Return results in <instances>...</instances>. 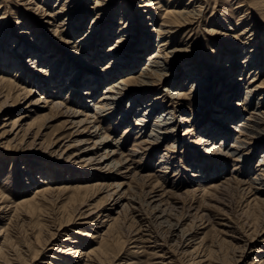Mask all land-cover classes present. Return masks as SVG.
Returning a JSON list of instances; mask_svg holds the SVG:
<instances>
[{"label":"rangeland","instance_id":"1","mask_svg":"<svg viewBox=\"0 0 264 264\" xmlns=\"http://www.w3.org/2000/svg\"><path fill=\"white\" fill-rule=\"evenodd\" d=\"M67 1L0 0V228L10 225L13 252L28 251L17 254L16 264H43L51 254L68 264L60 251L69 246L84 253L97 249L90 264H264V122L257 136L245 139L238 132L241 122L250 126L251 113L264 121V89L246 95L264 83V0H202L168 39L154 31H162L159 24L164 9H172L170 0H157L160 10L139 13L142 0ZM188 1L179 0L178 9ZM58 11L55 27L49 25L46 14ZM120 23L135 30L127 28L120 37ZM242 30L249 32L245 48L237 40ZM89 31V47L79 46L78 39ZM148 40L149 50L143 49ZM165 40L172 55L159 62L170 77L151 79L154 86L145 90L128 83L146 73L145 58ZM24 44L36 54H25ZM234 47L239 54L232 62ZM140 52L144 56L133 63ZM248 52L252 60L245 68ZM257 56L261 62L253 65ZM118 57L125 64L131 60L127 69L109 63ZM88 74L93 78L87 80L98 83L87 87L82 78ZM122 80L128 84L119 94L111 89L117 104L96 113L94 104L103 103L107 86ZM227 82L234 91L222 88ZM176 93L179 99L173 98ZM227 95L237 108L225 120L213 106ZM132 100L137 105L130 111ZM153 100L163 113H171L175 126L156 144L146 136L158 115L142 118L137 111ZM54 103L61 109L55 110ZM63 107L81 113L77 122L89 117L87 125L69 124ZM90 125L99 126L108 143L95 145ZM206 128L225 134L223 151L235 150L237 139L244 142L240 155L246 159L206 155L200 142ZM114 148V162L128 161L120 172L87 163ZM41 186L51 188L52 195L16 206ZM84 215L87 225L79 218ZM36 252L38 260L31 263Z\"/></svg>","mask_w":264,"mask_h":264},{"label":"bare ground","instance_id":"2","mask_svg":"<svg viewBox=\"0 0 264 264\" xmlns=\"http://www.w3.org/2000/svg\"><path fill=\"white\" fill-rule=\"evenodd\" d=\"M27 1V0H26ZM74 1H77V0H74ZM99 0H97V2H98ZM101 1V0H100ZM157 0H142V2H141V4H140V6L138 5L137 6V8H136V11L139 13V12H143V11H147L148 9H150V8H152V7H155V9H159L160 10V8H161V6H160V1L159 2H156ZM202 0H189L188 1V3L185 5L186 7H184L183 9H178L179 7H177V6H179L178 5V3H179V0H170V2H173V4H172V6H171V10L170 9H168V7L167 8H165L164 9V11H163V15H162V17H161V19H162V21H161V23L159 24V27H161L162 28V31L160 30V31H158V30H156L155 29V33H156V35H162V37L163 38H167L168 39V34H170L171 33V31L176 27V26H179L182 22L181 21H183L184 19H187V18H190V16H193L196 12H197V7H196V5L199 3V2H201ZM30 2V3H29ZM29 4L31 5L32 4V0H29ZM70 2V3H69ZM97 2L95 3V7L96 6H98L99 4H97ZM66 3V5H70L71 4V1L70 0H68L67 2H65ZM177 3V4H176ZM202 3V2H201ZM200 3V4H201ZM97 4V5H96ZM132 4V3H131ZM199 5V4H198ZM63 6V8H65V5L63 4L62 5ZM37 7V6H36ZM38 8H40V7H38ZM203 8V7H202ZM41 9V8H40ZM128 9V8H127ZM60 10H61V8H60ZM75 9L73 8V11H74ZM62 11H64V10H62ZM98 12V11H97ZM104 12V11H103ZM58 13H60V11H58V12H55L54 14H46V16L48 17V24L49 25H54V23L53 22H55V18H54V15H57ZM75 12H73V14H74ZM147 13V12H146ZM74 16H72V17H70V20H71V22L73 21V20H75L76 19V17H74ZM97 18L96 19H98V16H96ZM120 25H122L121 26V28H120V37H124L125 35H123L124 34V31L128 28L129 30H135V28L133 27V26H131L130 28H129V25H130V23H120ZM61 26H65L63 23L61 24V25H58V27H61ZM54 27H55V25H54ZM57 27V28H58ZM108 27H111V24L110 25H108ZM90 29H91V27H90ZM110 30V29H109ZM110 31H112V30H110ZM243 31V30H242ZM58 31H57V29H55L54 30V33H57ZM90 33L88 34V35H84L83 37L81 36V38L80 39H78V41H77V44H79V46H82V47H84V48H87V47H89V44L88 43H86V42H89L88 40H89V36H91V34L93 33V31H89ZM129 32V31H128ZM247 33H249L247 30H244L243 32H239V33H237L238 35V44L242 47V48H245V47H247L249 44H250V42H249V40H248V37H245L246 35H247ZM169 38H170V36H169ZM122 39V38H121ZM149 39V38H148ZM108 40V39H107ZM19 42V40H16L15 41V44L16 43H18ZM98 43V42H97ZM160 44H158V49H157V51L155 52V53H152V54H150V55H148L147 56V58H145V60L144 61H146V63H145V66L147 65V67H145L144 66V68H143V71H146V73H144V74H140L135 80H132L133 78H129L128 79V81H126V80H122V81H119L118 82V85L116 86L115 84H111V85H109V86H107V91H105L104 92V94H103V98H101V101L100 102H103V103H100V106H97V105H95L94 104V106H95V112L97 113H99V112H102V113H105L107 110H109L110 108V106L111 105H114V104H117L116 102H117V99H113L112 98V96L114 97V95H112L113 93H111L112 91H111V89H115L116 91H117V93L119 94L120 93V91L121 90H123V88L124 87H126V85L128 84V83H130V82H134V83H136L139 87H144V90L145 89H150V87L151 86H154V83H152L151 82V79H157V81L159 82V81H161L162 80V76H164L165 78H169L170 76H169V74H167V75H165V73H166V71H167V69H165L164 67H162L161 66V63L159 62V60L161 61V60H164V59H166V58H168L170 55H172V53H170V51H168V40H165V41H162V42H159ZM151 43H150V41L148 40L144 45H143V49H146L149 45H150ZM26 44H24L23 46H22V49L23 50H25V54H30V56H31V54L32 55H34V54H36V53H33V52H30V47H27V45L25 46ZM151 47V46H150ZM147 50H149V48H147ZM137 52H139V51H137ZM95 54L96 53H94V54H92L91 55V57L92 58H95V59H92V61L94 60V61H96V58H97V56H95ZM229 54H230V60L233 62V60L234 59H236L237 58V56H238V54H239V48H237V47H234L230 52H229ZM250 55H252L250 52H248L247 53V56L248 57H245L244 59V61H243V64H247L246 66H245V68L246 67H249V62H251V60H252V58L250 59V60H248L251 56ZM255 55V54H254ZM144 55H143V52H140V54H138V59H135L134 61H133V63H135V64H138L139 63V61L141 60V58L143 57ZM257 57H259V58H257ZM256 58H255V60H254V63H252L253 65L256 63L257 65L259 64V62H261V59H260V56H257ZM0 58H1V56H0ZM35 61L32 63V64H37L38 63V61H37V59H38V57H34L33 58ZM109 63L113 66V67H120L121 68V70L123 71V70H125V69H127L128 68V62H130L129 60L127 61V63L125 64V60H122V58H112V59H109ZM236 61V60H235ZM10 62H13L12 63V65L13 66H16L17 65V62H15V60H10ZM162 62V61H161ZM230 62V61H229ZM7 63H9V62H7ZM6 63V64H7ZM53 67H57V64H54V65H52ZM123 66V67H122ZM254 67V66H253ZM229 68V67H228ZM244 68V69H245ZM250 68V67H249ZM41 71H40V73H44L45 71H43V69H40ZM45 70V69H44ZM149 70V71H148ZM79 72V70H75V72ZM148 71V72H147ZM257 71V70H256ZM39 73V72H38ZM230 73H232V72H230ZM230 73H228L229 74V76L231 75ZM233 73H235V72H233ZM77 76V75H76ZM84 77L82 78L83 80V82L85 83V85L88 87V86H90L91 84H97L98 82H97V80H94V79H91V80H87V78L88 77H91V78H93V76L92 75H83ZM131 77V76H130ZM133 77V76H132ZM192 77V76H191ZM233 77V76H232ZM234 79V78H233ZM254 79V78H253ZM193 80V79H192ZM252 81V80H251ZM3 82V80H1L0 81V83H2ZM92 82V83H91ZM128 82V83H127ZM195 82V80L193 81V83ZM253 82V81H252ZM256 82V81H255ZM156 83V82H155ZM118 86H120V87H118ZM94 87V86H93ZM96 87V86H95ZM230 87H233V85H229V83L227 82L226 83V86H223L222 88H226V89H228V90H231V92L232 91H234V88H230ZM262 89H264V83H263V86H258L257 85V87H255L254 89H252V90H250V91H247L246 92V95L248 96V95H250V96H252V94H253V92L255 91V90H262ZM72 92V91H71ZM87 92V91H86ZM165 93H168L169 91H168V89L166 90V91H164ZM85 93V92H84ZM83 93V94H84ZM125 93H126V91H125ZM257 93V92H256ZM106 95H108L107 97H106ZM121 95H123V93H121ZM135 95V94H134ZM171 95V94H170ZM86 96H89V93L88 94H86ZM137 96H140L139 94L137 95ZM180 94L179 93H176L175 95H174V99H179L180 98ZM231 95H227V97L225 98V100L224 101H222V100H218L217 102H218V104H215L214 106H213V108L215 109V111H216V113H218V114H220L221 115V117H224L225 118V120L226 119H228L231 115H233L232 114V111H234V110H236V106H237V104L235 105V104H233V101H234V98H231L230 97ZM232 97H235V96H232ZM112 100H114V101H112ZM110 101H112V102H110ZM219 101H220V103H219ZM139 102V101H138ZM226 102V103H225ZM45 103H47V102H45ZM133 104V105H132ZM136 105H137V103L135 102L134 103V100H132V102H131V104H130V111H132L135 107H136ZM30 106L31 105H29V106H27L28 108H30ZM52 107L53 108H55V110L56 109H61V104H59V103H54L53 105H52ZM62 109H64L65 110V112H64V114H65V116H66V118H67V121H68V123L69 124H76V126L77 127H80V126H82V124H86V123H88L87 121H88V119H89V117H88V119H84V120H79L78 122H77V120L80 118V116H82L81 115V113L80 112H76V111H74L73 109H70V108H67V107H63ZM140 109H141V111H140ZM218 109V110H217ZM112 110H113V108H112ZM128 110H129V108H128ZM138 112L140 111V116H141V114L143 115V116H141L142 118H144V117H146V116H155V115H158L157 116V118H156V120L154 121V123H153V125H152V129H151V132L148 134V136H146L150 141H151V143H153V144H156V143H158L159 141H162L163 139H165L169 134H170V132L173 130V127H175L174 125H173V122H172V119H171V117H168V116H172L171 115V113L170 112H162V109H161V105L160 104H158L157 103V101H150V102H148V103H144L143 104V106H141L140 108H138V110H137ZM137 112V113H138ZM112 114V113H111ZM106 115H109V113H107ZM142 118H137L138 119V122L139 123H141V122H145V121H143L142 120ZM250 126H248V124H245V123H243V122H241L240 124H238L239 125V127L240 128H242L241 130H239L238 132H239V136H244V138L245 139H248L249 137H252V136H257L258 135V131H259V129H260V127H261V125L263 124V119H261V118H259V117H257V115L255 116L253 113H251L250 114ZM96 121H98V119L96 120ZM185 123L187 122V120L184 118V120H183ZM248 122H249V120H248ZM93 123V122H92ZM243 123V124H242ZM90 124H91V122H90ZM87 125V124H86ZM91 126V125H90ZM91 128L94 130L92 133V136H93V138H96V139H98L97 141H96V143H95V145L96 144H98L99 143V145L100 144H106V143H108V140H109V137L108 136H103V135H101L99 132L101 131L100 130V128H99V126H95V125H92L91 126ZM144 130H145V126H144V128H143ZM142 129V130H143ZM236 130V129H235ZM175 131V130H174ZM202 134H205V135H203L201 138H200V142H201V144L204 146L203 147V152L206 154V155H211V154H213V153H215V152H220L224 157H226V158H228V157H232V158H234L235 160V162H238V160L239 159H246V158H244V155H240L241 153H240V150L241 149H243V146L242 145H244V142H242L241 140L239 141L238 139L235 141V143L237 144V146L236 147H234L235 148V150L234 149H228V150H222L223 148H222V143H224L223 142V139L222 138H224V139H227V138H225L224 136H225V134H223L222 133V131L219 129V128H215V129H211V128H209V129H203V131H202ZM91 136V135H90ZM171 136V135H170ZM217 137H219V138H221V144H219L218 146H215V143H214V145H213V140L214 139H216ZM82 144L83 143H86V141H82L81 142ZM119 142H117L116 144H118ZM115 147V146H114ZM95 148L93 147L92 148V152H93V150H94ZM84 150H86L85 148L84 149H81L80 151H83L82 153H81V155L79 156V157H81V158H84V156L82 155V154H87L86 152L87 151H84ZM132 153H134V152H132ZM117 153H116V150H115V148L113 149V150H110V151H106L105 152V154L104 155H99V157L98 158H96V159H92V157L91 158H87L86 160L88 161H86L87 163H89V164H92V162L93 161H96V168H102V166H104L106 169L107 168H111V169H113V168H116V171H119L120 172V167L123 165V163L125 164V163H127L128 161H127V159H125V160H121L122 162H114V156L116 155ZM74 155H76V154H74ZM77 155H78V153H77ZM249 156V155H248ZM247 156V157H248ZM165 158V157H164ZM167 158V157H166ZM81 161V160H80ZM85 162V163H86ZM246 162H248V159H247V161ZM260 165L261 166H263L264 167V159L263 160H261L260 161ZM129 168V167H128ZM100 170V169H99ZM235 170V169H234ZM109 171V170H108ZM128 171V170H127ZM130 171H131V169H130ZM122 173V172H121ZM120 173V174H121ZM261 179V178H260ZM259 179V180H260ZM256 178L254 179V181H253V183H256V184H259V183H257L256 182ZM260 182V181H259ZM261 182H262V180H261ZM260 182V183H261ZM252 183V184H253ZM262 184V183H261ZM223 186V185H222ZM259 186H260V184H259ZM118 187H121V185H119ZM254 187V186H253ZM217 188H219V187H217ZM259 187H257V189L256 188H254L253 189V191H254V194H256L255 193V191L256 192H258L259 191ZM53 190L51 189V188H46V187H43V186H41V187H38V188H36L34 191H33V194H32V197L30 198V199H26V200H23V201H21L18 205H16V206H22V205H31L30 203H32V202H35L36 200H38V199H41V198H45L47 195H49V194H51V192H52ZM52 195V194H51ZM50 197V196H49ZM256 197V196H255ZM47 200V199H46ZM149 203H150V201H149ZM79 218H82L81 220H84V222L82 223L83 225H87V224H89V216L88 215H84L83 217L82 216H80ZM161 219V218H160ZM0 222H1V220H0ZM1 224V223H0ZM159 224H161V222L159 223ZM9 226L10 225H8L7 226V228H4L3 229V227L2 228H0V264H16L17 262H18V257H17V254L18 255H22L23 254V256H27V249L26 248H23V249H20L19 251L20 252H18V253H15V252H13L14 250H15V248L11 245V241L8 239V232H9V230H10V228H9ZM139 228H140V226H139ZM59 230L60 229H58L57 230V232H59ZM77 234H79V233H77ZM53 237L50 239V241L48 240L46 243L47 244H49V245H51L50 243H51V241L52 240H54V238H55V236H56V233L55 234H53L52 235ZM67 236V235H66ZM89 235H87V237H88ZM90 237V236H89ZM91 239H93L92 237H90ZM62 241H67V239H65V240H62ZM36 243H39V242H36ZM49 250H53L51 247H50V249ZM98 250L97 249H93V250H89V251H87L86 253H84V251H81V250H78L76 247H72V246H69V247H67L66 249H64V250H61L60 252L62 253V254H64V256H66V258H67V263L68 264H90V262L92 261L91 260V258L90 257H93V255H95L96 254V252H97ZM10 253H13V255H12V257H8V255L10 254ZM38 256H39V253L38 252H36V253H34L33 254V256L30 258V262L31 263H34V261H37L38 260ZM58 257V256H57ZM47 261H45L43 264H56V263H53V260L54 261H57V262H60V263H57V264H63V256H59L58 258H56L55 256H52V254L51 255H48L47 256V259H46ZM51 260H52V263H51ZM69 260V261H68ZM261 260V259H260ZM193 261H195V260H192L191 262H193ZM263 263V261H259L258 262V264H262Z\"/></svg>","mask_w":264,"mask_h":264}]
</instances>
